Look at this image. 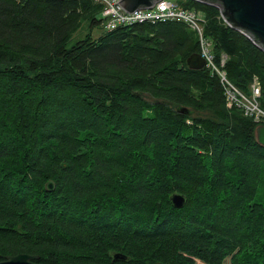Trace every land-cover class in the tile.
<instances>
[{
    "label": "trees",
    "instance_id": "trees-1",
    "mask_svg": "<svg viewBox=\"0 0 264 264\" xmlns=\"http://www.w3.org/2000/svg\"><path fill=\"white\" fill-rule=\"evenodd\" d=\"M182 7L203 15L235 87L248 96L256 80L264 111V51L217 8ZM101 10L0 0V259L174 264L182 245H203L217 264H264V122L227 107L206 68L187 67L200 49L186 25L106 31ZM83 24L103 31L70 44Z\"/></svg>",
    "mask_w": 264,
    "mask_h": 264
},
{
    "label": "built area",
    "instance_id": "built-area-1",
    "mask_svg": "<svg viewBox=\"0 0 264 264\" xmlns=\"http://www.w3.org/2000/svg\"><path fill=\"white\" fill-rule=\"evenodd\" d=\"M102 6L100 17L103 19L102 26L104 30H114L118 26H126L134 23H165L180 22L193 31L199 41L200 56L204 59V68L216 76L226 100L227 107H237L243 114L251 118L256 123L264 122V111L260 108L259 85L256 80L250 87V94H243L227 78L224 65L226 56L222 55L216 62L212 53L211 42L206 39L204 34V20L197 12L183 7L169 0H160L152 7L147 9H138L133 13H127L119 4L120 0H93ZM122 15V16H121Z\"/></svg>",
    "mask_w": 264,
    "mask_h": 264
},
{
    "label": "water",
    "instance_id": "water-1",
    "mask_svg": "<svg viewBox=\"0 0 264 264\" xmlns=\"http://www.w3.org/2000/svg\"><path fill=\"white\" fill-rule=\"evenodd\" d=\"M160 0H120L119 4L127 13H133L138 9H147L152 7ZM200 3L213 6L219 10L222 20L232 29L242 33L254 45L264 51V0H195ZM122 16V15H121ZM189 69L200 70L204 68L205 61L199 53L192 54L186 60ZM179 113L189 114L187 109H179ZM256 141L264 147V126L260 125L255 131ZM48 192L54 190L52 181L46 184ZM170 202L175 209H181L185 204L183 195L174 193L170 197ZM37 257L18 254L7 256L0 264H34ZM119 259L118 255L114 260ZM124 260V258H120Z\"/></svg>",
    "mask_w": 264,
    "mask_h": 264
},
{
    "label": "rangeland",
    "instance_id": "rangeland-1",
    "mask_svg": "<svg viewBox=\"0 0 264 264\" xmlns=\"http://www.w3.org/2000/svg\"><path fill=\"white\" fill-rule=\"evenodd\" d=\"M178 6L182 7L186 0H169ZM201 17L203 15L198 13ZM103 29L101 27H94L92 29H87L83 24L82 27L73 35V38L70 44H73L76 40L82 38L85 34L91 33L93 37H97L102 33ZM188 246L182 245L181 248L177 249L176 255L171 259L174 261V264H217L216 261L211 260L206 254V247L203 245L197 246L195 249H189ZM190 251V252H189ZM220 264H229L228 257L222 256L220 258Z\"/></svg>",
    "mask_w": 264,
    "mask_h": 264
},
{
    "label": "flooded vegetation",
    "instance_id": "flooded-vegetation-1",
    "mask_svg": "<svg viewBox=\"0 0 264 264\" xmlns=\"http://www.w3.org/2000/svg\"><path fill=\"white\" fill-rule=\"evenodd\" d=\"M5 259V258H4ZM4 259H0V261L4 260ZM33 262V261H32ZM34 264H36L35 262H33Z\"/></svg>",
    "mask_w": 264,
    "mask_h": 264
}]
</instances>
